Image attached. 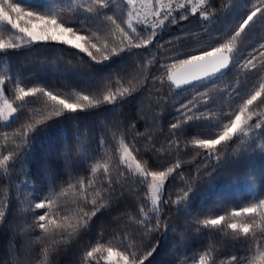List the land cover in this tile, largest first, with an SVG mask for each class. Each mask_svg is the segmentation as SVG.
Listing matches in <instances>:
<instances>
[{"label": "trees", "instance_id": "trees-1", "mask_svg": "<svg viewBox=\"0 0 264 264\" xmlns=\"http://www.w3.org/2000/svg\"><path fill=\"white\" fill-rule=\"evenodd\" d=\"M12 2L20 3L26 10L54 14L66 24L87 28L89 37L101 48L108 44L109 52L127 46L128 41L119 30L109 31L104 25L83 19L88 15L85 9L91 0ZM258 2L203 0L195 14L189 8L176 9L172 16L178 22L170 23L171 17L165 20L156 29L157 35L151 43L110 56L107 61L102 53L96 54L92 49L100 63L78 49L53 42L23 43L19 48L0 52V79L5 81L0 87L4 90L0 109L4 99L17 108L13 114L16 119L10 117L9 124L0 118V155L26 150L21 143L25 129L32 138L29 154L16 162L15 170L9 173L0 168V208L5 200L8 204L5 223L0 224V264H45V249L47 264H107L108 247L121 251L125 246H134L143 254L157 242L156 252L145 264H184L185 259L191 264L207 251H210L207 264L213 261L228 264L233 255L245 258L241 264H246L258 249L264 250V220L231 216L233 211L264 199V128L252 130L246 126L248 136L238 132L231 141L222 142L219 161H206L207 150L197 148L194 143L208 134L210 123L213 132L222 131L228 117L234 119L243 101L264 82V56L259 55V51H264L259 48L264 42V23L258 22L233 41V52L240 54L241 63L249 54L256 56V67L251 71L235 67L206 87L198 84L177 89L174 85L169 87L167 69L160 67L167 64L170 68L194 50L198 49L199 54L226 43L225 38L229 33L234 35L233 28L239 19ZM209 6L213 9L211 22L202 21L199 10ZM126 7L121 0H114L102 11L123 20ZM182 12L187 13V19H179ZM20 23L23 26L25 21ZM104 23L110 26V22ZM17 35L22 34L10 25L0 24V40L19 43L15 40ZM161 74H164L163 84ZM20 87H42L74 102H78V92L102 100L108 91L118 88L133 91L116 104L88 107L85 111L56 117L50 115L52 104L41 93L26 97L23 102L16 100ZM183 104L201 114V118L186 120L177 111ZM249 109L245 113V117H252L249 125L264 121V104L258 100ZM181 111L193 115L186 109ZM177 117H180L179 127L172 129ZM122 146H128L136 157L134 161L149 170L174 168L163 184V200L169 203L161 201L158 231L140 230V207L144 205L145 212L151 208L150 190L147 184L137 183V174L132 170L129 173L130 168L121 158ZM65 161L70 167H65ZM177 162L179 168L174 167ZM97 163L101 166L93 173ZM81 178L85 181L83 189ZM89 179L91 185L87 183ZM109 181L115 191L108 190ZM53 187L58 193L55 203L46 209H34L33 201ZM188 189L191 190L186 203L171 202L183 197ZM29 192L34 195H28ZM92 201L97 204L93 205ZM101 203L104 206L83 226L84 212L91 215V209ZM45 212L56 221L46 222L48 233L42 232L31 219ZM221 215L225 219L218 226L204 227L198 223ZM77 221L81 226L72 235L57 227ZM230 223L238 225L237 232L228 227ZM245 223L251 227V248L249 240L239 232ZM97 246L101 251L86 260V252Z\"/></svg>", "mask_w": 264, "mask_h": 264}, {"label": "snow or ice", "instance_id": "snow-or-ice-1", "mask_svg": "<svg viewBox=\"0 0 264 264\" xmlns=\"http://www.w3.org/2000/svg\"><path fill=\"white\" fill-rule=\"evenodd\" d=\"M110 2L114 3V0H91V4L85 9L86 15L83 19L87 21L94 22L96 24L104 25L111 31L112 28L119 30L123 38L128 41L126 47H121L119 49L112 48L109 52L108 44L105 43L103 48H101L94 39L90 38L88 35V29L85 27H76L73 23L66 24L63 20L57 18L56 15H45L39 12L26 10L22 7L20 3H13L12 0H0V24L10 25L11 29L16 30L22 35H17L15 40L18 41H9L5 43L3 40H0V52H4L7 49L19 48L23 43H58L61 45H68L73 49H78L81 53H86L93 61L100 63L101 61L97 60L96 54H103V59L107 61L110 56L119 55L123 51H131L132 48H140L142 45H146L152 42V38L157 35L156 29L164 25L165 20L171 17L170 23H177V18L172 16L174 9L171 4L164 8L162 0H148L152 5L151 15L153 20L149 22L147 17L143 20L139 18V11L136 9L137 0H121L122 4H126L127 7L124 9L126 13V19L121 20L115 14L109 15L107 12L102 11L110 7ZM191 0H186L184 4H181L182 9H186ZM159 6V7H157ZM192 13L195 14L197 9L193 7L191 9ZM200 19L202 21L211 22V17L213 9L209 6L208 8L200 9ZM15 14V18L13 17ZM134 16L136 17L134 21ZM179 19H187V13L182 12ZM24 20L25 23L21 26L20 21ZM110 22V26L106 25L104 22ZM264 23V0H259L258 3H253L250 10L240 18L238 23H236L233 28L234 35L229 33V36L226 37V43H222L220 46H214L211 50H204L202 53H199V50H194L193 53L189 54L187 58L180 59L178 62L172 63L170 68L167 64H161L160 67L166 68L167 80L171 82V85H175L177 88H180L181 85H192L193 82L199 83L202 86H208L211 83H215L219 78L226 75L228 71L235 67H241L251 71L256 67L254 60L256 59L255 55L249 54V58L245 59L241 63L240 54L233 52V41L241 37L242 34H247L251 29H253L257 23ZM207 27V25H204ZM260 49H264V42L259 46ZM95 50V53L92 51ZM258 50V49H257ZM254 50V51H257ZM135 54V53H133ZM176 55H180L177 53ZM260 56H264V51H259ZM153 59H155L153 57ZM163 75L161 74L160 81L161 84L164 83ZM5 81L0 79V86L4 85ZM133 89L123 87L116 90L108 91L107 94L103 95L102 100L99 98L94 99L92 95L86 94L84 92L76 93L77 101H70V99L62 97L55 94L53 91L46 90L42 87H31L18 89V93L15 96L16 100L23 102L26 97H35L37 93H41L43 96L52 104L51 116L59 117L62 113H76L77 111H85L88 107H100L102 104H116L118 100H126L128 96L132 94ZM262 94H264V82L258 85L257 90L250 94L242 103L238 113L234 114V119L229 116L228 122L224 123L218 134L212 131L213 125L210 123L207 127L209 129L208 134L204 138H199L194 141L195 145L199 149L207 150L205 153V160L216 159L219 161L221 159L222 142H228L233 139L238 132L242 133L244 136L249 135V131L245 130V127L252 130L264 128V121L257 122L254 125H249V120L251 116L245 117V113L248 112L249 106H252L254 102L258 101L260 104H264V99H261ZM4 90L0 88V97H3ZM189 104L192 101L188 102ZM4 109H0V118L4 119L5 124H9V117H12L13 121L16 119L13 114L17 112V108L13 107L8 99H4ZM5 109L7 110V115L5 116ZM186 109L187 112H193V115H187L186 112L181 111ZM177 111L181 112V115L186 118V120L200 119L201 114H198L193 111V108H189L188 104H183ZM177 123L171 124L172 129H177L180 123V117H177ZM40 123V121H37ZM33 130H34V126ZM134 127V125H133ZM215 127L219 128V125ZM17 134H20L19 132ZM176 133H174L175 135ZM7 135V133H5ZM139 135V133H137ZM21 143L25 146V151L23 152H9L8 155H0V168L4 169L5 172L15 170L16 162L22 161L29 154L27 149L30 148L32 144L31 134L25 129L22 133ZM104 138L101 137V147H103ZM122 160L127 167V158L131 157L133 160L136 157L133 155L132 151H129V147L125 146L123 149ZM199 155V153H197ZM101 165L99 163L95 164L92 168V172L95 173ZM65 167H70L68 161H65ZM175 168L180 167V163L177 162L174 166ZM135 168L137 170V183L147 184L150 190L151 196V208L148 209V212H145L144 205H141V219L138 223L142 226L140 230L151 232L153 229L159 230L161 226V220L159 213L162 211V204L169 203V200H163V184L165 179L169 176L170 173L174 171L173 167H168L167 171L163 170H149L141 165L140 162H136ZM105 173H107V165H104ZM129 173L131 169H128ZM124 173H122L123 175ZM71 176V172H69ZM151 178V182H148V178ZM81 188L85 186V181L83 178L79 181ZM91 185L92 181L89 179L87 181ZM71 186V185H70ZM109 191H115L112 187V182L109 181L108 185ZM184 191L183 197L178 198L175 201H171L174 204L179 205L182 202H187L188 191ZM43 191V190H41ZM28 195H34V193L29 192ZM147 195V194H146ZM58 193L53 187L50 191L44 194L41 198L33 201L32 207L34 209H46L51 207L57 199ZM170 199V198H169ZM93 205H96V201H92ZM103 203L99 206H95L91 209V215L87 211L84 212V221L83 226H86L88 221L91 219V216H95L96 213L100 210V207H103ZM8 204L5 200L3 208H0V224H4L5 210L7 209ZM187 211V209H185ZM151 213V215H149ZM251 217L255 220L256 217H259L261 220H264V199H259L258 202L253 203L249 206L242 207L239 211H233L231 213L232 217L240 216ZM33 223L36 227L42 230L44 233H48L49 229L46 226L47 224H55L56 221L51 220L47 212L31 217ZM225 217L223 215L218 216L212 219H205L202 222L204 227H215L221 224L224 221ZM152 221H155L153 225ZM80 222L77 221L75 224H68L66 227L62 224H57L58 228H64V231L68 235H72L79 227ZM228 227L237 232L238 225L236 223L228 224ZM71 229L72 231H68ZM165 231L167 228L165 227ZM199 231V229H197ZM251 227L248 223H245L242 227H239V232H242L246 239L250 242L251 248V238L249 233ZM159 242L156 245L151 246L150 248L143 251V254L140 253V249L135 248L134 246H125L121 251H115L112 247L107 248V259L110 264H113V257H117L114 264H145V261L149 260L150 257L156 252ZM45 251V264H47V249ZM101 248L99 246L93 247L90 251L86 252L85 259L92 258L94 252H100ZM210 255V251L205 252L204 255L199 257V260L193 259L191 264H207V259ZM245 258H238L233 255L229 258L228 264H241V260ZM264 264V250H257V254L251 259H247L246 264ZM184 264H187L185 259ZM214 264V261H213Z\"/></svg>", "mask_w": 264, "mask_h": 264}, {"label": "rangeland", "instance_id": "rangeland-1", "mask_svg": "<svg viewBox=\"0 0 264 264\" xmlns=\"http://www.w3.org/2000/svg\"><path fill=\"white\" fill-rule=\"evenodd\" d=\"M153 2H154V0H153ZM185 2H186V0H162V4H163L164 8H167L171 4V6L174 10L182 9L180 7V5L184 4ZM202 2H203V0H191V2L188 4L187 8H189L191 10L193 7H195L197 9L198 7H200L202 5ZM157 7H159V6H157ZM136 9L139 11V18L141 20H143L145 17H147V20L149 22H151L153 20V16L151 15L152 5H151V3L148 2V0H137ZM133 19L135 21L136 17L134 16ZM1 107H2V109L5 108L4 102L2 103ZM6 115H7V110L5 109V116ZM8 119H10V117ZM3 121H4V119H3ZM124 147L125 146L121 147V151H120L121 158L124 154L123 153ZM135 165H136V162L131 157H128L127 158V166L132 170L133 173L138 175L137 170L135 168ZM148 179H149V183H150L151 178L149 177ZM150 196H151V193H150ZM149 199H150V197H149ZM150 203H151V199H150ZM116 259H118V258L113 257V264H114ZM106 263L110 264V262L108 261L107 258H106Z\"/></svg>", "mask_w": 264, "mask_h": 264}, {"label": "water", "instance_id": "water-1", "mask_svg": "<svg viewBox=\"0 0 264 264\" xmlns=\"http://www.w3.org/2000/svg\"><path fill=\"white\" fill-rule=\"evenodd\" d=\"M198 84H199V83L193 82L192 85H181L180 88H177L175 85H174V86H175L177 89H184V88H187V87H190V86H194V85H198Z\"/></svg>", "mask_w": 264, "mask_h": 264}]
</instances>
